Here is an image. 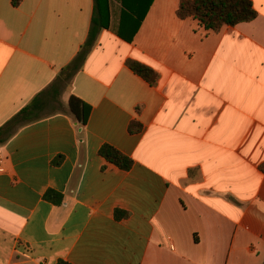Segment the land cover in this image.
<instances>
[{"label":"crops","instance_id":"0c3cea01","mask_svg":"<svg viewBox=\"0 0 264 264\" xmlns=\"http://www.w3.org/2000/svg\"><path fill=\"white\" fill-rule=\"evenodd\" d=\"M250 2L253 21L214 33L179 20V0H108L54 109L0 146V264L264 263V0ZM93 11L0 0V128L75 58ZM71 96L90 107L84 127L63 112ZM103 145L132 168L107 163Z\"/></svg>","mask_w":264,"mask_h":264},{"label":"trees","instance_id":"16d2710c","mask_svg":"<svg viewBox=\"0 0 264 264\" xmlns=\"http://www.w3.org/2000/svg\"><path fill=\"white\" fill-rule=\"evenodd\" d=\"M176 17L179 20H196L206 31L217 33L225 27H234L241 23L253 21L256 17V12L250 0H179ZM107 22L108 0H94V11L88 37L81 46L80 51L75 58L61 70L57 79L49 89L34 97L29 104L0 128V146L7 142L19 128L40 120L41 113L44 112L45 107L49 106L54 109L50 104H54L56 101L60 85L70 81L81 69L87 54L93 47L99 31L107 27ZM127 67L133 74L150 86H155L157 84L158 75L149 67L133 60L127 61ZM49 94L50 96H48ZM64 111L70 114L79 126L84 127L88 119L90 107L79 99L71 96L63 112ZM141 128L139 123L131 122L128 127V132L129 134H135L140 132ZM98 155L107 163L122 171H129L133 166L132 159L109 145L101 146ZM59 162L60 157L54 164H59ZM43 199L55 205H60L62 202V196L53 191H47ZM124 216V213L115 211L116 219H120V217ZM57 264L69 263L58 261Z\"/></svg>","mask_w":264,"mask_h":264}]
</instances>
